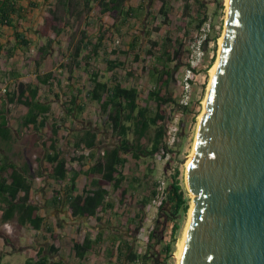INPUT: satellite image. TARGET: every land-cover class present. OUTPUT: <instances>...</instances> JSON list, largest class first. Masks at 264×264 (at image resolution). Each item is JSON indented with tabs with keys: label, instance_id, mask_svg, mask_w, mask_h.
Segmentation results:
<instances>
[{
	"label": "rangeland",
	"instance_id": "obj_1",
	"mask_svg": "<svg viewBox=\"0 0 264 264\" xmlns=\"http://www.w3.org/2000/svg\"><path fill=\"white\" fill-rule=\"evenodd\" d=\"M167 1L172 5V10L170 11V21L166 24L163 17L159 14L161 1L150 2L156 18L154 22L148 21V29H152L153 31L150 33L152 35H146L143 41H140L143 36V29L140 24L149 18L148 15L146 17L143 13L136 15V18L129 25L124 26L122 29L119 28L121 30L117 34L115 33V20L101 15L100 8L96 3L85 5L81 0H71L68 3L65 1L61 2V0H52L49 3L51 6L57 7V28L65 26V29H68V35L61 38L58 37L59 35L56 38L54 37L57 43L52 48V61L48 62L44 72L47 73L54 70L51 74L56 79L57 74L62 71L64 84L67 83L68 86V90L66 89L68 96L75 94V91H72L70 94V84L74 85V89L84 90L88 83L85 71H82L80 80L74 74L75 72H71L70 66L73 64V56L78 42L86 34L94 39V44H96L99 39L100 27H105L107 32H114V36L112 39H108V37L104 39L100 48L101 61L98 65L100 73L104 77L103 80L110 81L112 75L108 71V66L102 62V57L107 52L109 59H118L125 64V68L122 67L118 71V80L124 82L128 87L138 88L141 92L140 103L142 106H145L148 94L155 85V78H152L147 72L154 62L148 55L150 49L149 40H157L167 35L171 31L170 29H172L169 22H173L175 26L173 36L175 35L180 41L185 40V44L179 58L170 62V67L174 71L173 82L169 86V91L177 102L189 107L187 109L188 112L180 107L174 108L173 106L172 108H168L165 142L167 143L169 153H166L161 160H159V155L155 158L142 156L140 159L133 158L132 154L125 155L127 162L121 170L124 173L126 181L121 185L119 190H116L113 185L106 186L108 190L107 200L113 205V210L108 213L101 211L98 214L101 221L95 218L89 219L86 221L87 226H83V221H78V228L75 227L72 232L64 238L56 240L54 243L53 246L58 249V252L54 254L55 259H62L70 264H98V262L100 264H124L123 261L119 262L118 259L108 260L111 256H107L106 251L102 252V247L99 253H97V257L89 253V260L84 262H80L81 260L79 261L75 255L73 250L75 242H82L86 236L92 238L96 233L95 228L102 227L106 229L109 227L110 231L108 234L112 235L116 242L120 243L121 241L125 243L124 241H126L127 246L128 243L132 242L135 251L139 255V260L133 264H142L145 254L149 255V258L145 260L148 264H177L175 253L188 222L192 204L185 184V163L191 153L199 116L204 108L203 101L210 82V70L219 56V40L224 34L227 7L226 0H202L203 6L193 4V14L204 13L207 16L206 23L201 29H197L194 24H188L190 19L188 13L183 10L180 0ZM139 2L140 0H129V3L135 7L139 5ZM145 4H149L148 0H145ZM46 11H49V7ZM200 18H202L201 15ZM155 28L161 29L155 31ZM135 37L139 38L140 44L133 51L130 49V45ZM56 39L59 40L57 41ZM104 48H107L106 50L108 51L104 50ZM175 49H179V42L175 45ZM115 50L117 53L114 54ZM35 55L31 53L27 59L33 58ZM92 65L98 69L96 64ZM128 72H133L134 74L129 75ZM187 82H189V85L186 84ZM58 89L60 88L58 87ZM82 96L80 97L82 98ZM184 102H188V105H185ZM63 104L67 106V102ZM18 107L16 105L13 108L14 112L22 114L24 108L22 107L20 108L21 110H18ZM60 107L61 104L55 99L54 108L59 110ZM21 120L24 121V118ZM49 122L52 125V120ZM59 124V134L63 130V135H60L62 138H65L60 141L63 157L69 162L72 171L79 174L75 194H82L85 188L89 190L94 189L91 184L92 179H99L101 176L95 175L94 178L87 176L86 172L89 170L93 160L88 158L90 151L85 149L83 145L79 148L76 147L75 138L82 136L88 128L98 132L99 144L97 156H99L117 146L120 143L119 136L107 124V116L100 111L99 104L97 103L92 104L88 102L83 112L78 114L77 120L70 117L65 121L60 120ZM154 130L152 128L148 136H153ZM64 131L68 133L66 134ZM42 132H45L46 138L52 136V130L49 127L44 128ZM128 138L131 143L136 142V137L132 132ZM148 138L142 140L144 149H151ZM34 151H36V148ZM82 155L85 158L81 159L80 156ZM37 169L38 167H36L35 173H32L36 177L40 176L38 173L40 171ZM177 172H179L178 175L176 174ZM70 176H72V173ZM134 178L137 180L135 181ZM175 181L179 182L181 186L183 197L188 203L189 210L188 213H180L176 221L172 220L168 222L164 212L169 209V205H164L163 211L159 210V206L162 201L165 202L167 200V190L171 191L170 185ZM41 182L43 183L44 181L41 179ZM154 183L159 185L157 196L149 201L145 208H142L145 213L143 221L139 223L137 230L131 231L128 227V217L137 213L138 207L135 209V206H139L143 198L152 197ZM57 185L60 187L53 189V196L55 192H59L62 196V184L57 182L55 186ZM123 189L126 190V198L123 197V200L126 199V203H123V200L121 201ZM128 194L133 196L134 208H130L128 205ZM175 222L179 223L180 229L176 233H173ZM154 231L157 238L152 243H149V235ZM108 234L107 236H109ZM150 245L152 248L149 247ZM167 245L171 246L172 250L168 256L165 251ZM117 254H114V256H117ZM98 257L102 259L99 260Z\"/></svg>",
	"mask_w": 264,
	"mask_h": 264
},
{
	"label": "trees",
	"instance_id": "obj_2",
	"mask_svg": "<svg viewBox=\"0 0 264 264\" xmlns=\"http://www.w3.org/2000/svg\"><path fill=\"white\" fill-rule=\"evenodd\" d=\"M48 2L49 0H45ZM69 2L71 0H61ZM158 0H148L149 4H145V0H140L139 5L136 7L129 3V0H81L85 5L96 3L100 8V14L110 17L115 20L116 30L115 33L124 27L129 25L131 21L136 18L135 16L143 13L148 19L145 22H141L143 29V36L140 41L145 40L146 35L152 34V29L149 30V22L155 21L156 16L153 13V9L150 6V2ZM161 1V7L159 14L163 17L164 23L170 21V11L172 5L167 0ZM183 5V10L188 13L189 25H195L197 29H201L207 21V16L204 13L193 14V4H199L203 6L202 0H180ZM57 7L49 9L48 21L46 26L42 28L41 33L47 35L56 33L60 34L59 28H57L58 18L56 16ZM16 4L14 0H0V26H11L12 17L16 14ZM200 15L202 18H200ZM149 21V22H148ZM171 31L162 38L157 40H149L150 49L148 55L153 59V65L147 70L148 74L155 78V85L149 92L146 99V105L142 106L140 103V90L135 87H128L118 80V71L124 67L125 64L118 59H109L106 54L102 57V62L108 66V71L111 72V80L104 81L102 77L98 63L101 61L100 48L102 42L108 37L112 39L114 32H107L105 27H100L99 39L94 44V39L84 34L81 40L76 46L73 56V64L71 72L77 73L78 79L82 77V71H85V75L88 77V83L84 90L74 89L72 84L69 85L70 94L75 91L74 95L69 96L67 102L68 117L77 120L78 114L83 112L87 103L99 104L100 111L107 116V124L112 130L119 136L120 143L110 150L105 151L103 154L97 156L98 152V132L88 128L82 136L75 138L76 147L84 146L85 149L90 151L88 158L93 160L89 170L86 172L87 176L94 178L95 175H100L99 179H92V186L94 189L89 190L85 188L82 194L76 193V183L78 179V172H73L72 167L69 166V162L63 157V152L60 149V141L62 136L59 134L60 120L53 117L52 125H50V119L47 114H51L50 105L44 104L39 98V87L26 85L24 83H14V85H7L6 92L4 93L5 101L9 104H18L27 108V114L24 117L23 126L26 130H30L32 126V135L30 137V149H37L41 144L43 148L42 157H45L47 166L44 169L45 174L55 182H66L67 188L64 193L67 196L66 203L68 206L69 216L76 221H87L95 218L101 221L98 214L101 211L106 212L112 209L113 205L107 200L108 190L107 185H113L116 190L121 188V185L126 181L122 167L125 166L127 160L125 155L132 154L133 158L140 159L142 156L157 157L162 153H169V149L166 139V123L168 120L167 110L168 108L180 107L188 112V106L181 105L170 94L169 86L173 82V71L170 67V62H173L179 58L182 53L184 41H180L175 35V26L173 22H169ZM118 25V26H117ZM186 26H188L186 24ZM121 28V29H119ZM155 31H159L161 28H155ZM106 31V32H105ZM110 31V30H109ZM109 33V34H108ZM108 34V35H107ZM179 42V49H175V45ZM23 46L28 47V42L22 40ZM139 38L135 37L134 41L130 45V49L134 51L138 47ZM107 48H104L106 50ZM2 47L0 46V51ZM108 51V50H106ZM42 52V55H45ZM117 53L116 50L113 52ZM96 64L98 69L94 67ZM129 75L134 74L128 72ZM75 74V73H74ZM84 74V73H83ZM54 79L52 74H47L43 80V83L52 82ZM60 81V79H57ZM80 80V79H79ZM41 82V80H40ZM1 90V88H0ZM84 91V92H83ZM83 95V96H82ZM82 96V98L80 97ZM49 127L52 130V136L46 138L43 134V129ZM154 128L153 136H148L150 130ZM133 133L136 137V142L131 143L128 136ZM31 134V132H30ZM149 137V138H148ZM148 138L151 144V149H144L142 140ZM40 153V152H39ZM41 157V156H40ZM81 159L85 158L84 155L80 156ZM72 171V172H71ZM41 176V170L38 172ZM72 173V176L70 174ZM179 172L176 174L178 175ZM43 176V175H42ZM36 178L35 174H29L23 168H18L16 165L4 166L0 162V207L2 204L7 207L4 208L3 220L7 221L17 215V221L19 223V229L23 226L30 225L33 229H40L43 225V219L38 214L39 206L36 200L31 196L33 190V179ZM175 179V178H174ZM136 181L137 179L134 178ZM159 185L154 183L152 190V197L143 198L139 206L134 205L133 196L128 194V205L130 208L138 207L137 213L128 217V227L133 230L139 228V223L143 221L144 210L149 201L157 196V188ZM171 191H168V198L164 202L162 201L159 210H164V205L168 204L169 209L164 212L166 220L172 221L177 219L180 213H188L189 206L179 185V182H173L170 185ZM22 193L23 196H19ZM126 196V190L123 189V197ZM55 202L62 203L63 196L59 192H55ZM126 198V197H125ZM126 203V199L123 200ZM136 203V202H135ZM132 206V207H131ZM180 229L179 223L175 222L173 226V233H176ZM157 238L154 232L149 235V243ZM99 239H91L86 236L82 242H75L73 250L76 257L79 260H86L89 253L94 252L95 245ZM121 243L117 249H111L110 256L113 257L117 254L119 262L133 264L139 260V255L135 251L132 242ZM152 248V246H149ZM118 250V251H117ZM165 251L168 254L171 253V246L167 245ZM58 252V249L54 246H50L47 256L41 257L39 255L35 261H27L26 264H70L62 259H50L48 255H52ZM142 264H148V254H145ZM51 260V261H50Z\"/></svg>",
	"mask_w": 264,
	"mask_h": 264
},
{
	"label": "water",
	"instance_id": "obj_3",
	"mask_svg": "<svg viewBox=\"0 0 264 264\" xmlns=\"http://www.w3.org/2000/svg\"><path fill=\"white\" fill-rule=\"evenodd\" d=\"M186 183L180 264H264V0H229Z\"/></svg>",
	"mask_w": 264,
	"mask_h": 264
},
{
	"label": "crops",
	"instance_id": "obj_4",
	"mask_svg": "<svg viewBox=\"0 0 264 264\" xmlns=\"http://www.w3.org/2000/svg\"><path fill=\"white\" fill-rule=\"evenodd\" d=\"M51 1L14 0L17 12L12 17V25L0 26V46L2 47L0 51V162L4 166L16 165L20 169H25L29 174L35 173L34 171L38 167L43 175L38 176L39 182H36L35 178L33 179L31 193V196L38 203V214L43 219V225L40 229H33L30 225L19 229L17 215L4 221L3 212L7 206L2 204L0 207V264H26L27 261H35L39 255L41 257L47 256L49 247L53 246L56 240L64 238L75 227H79L78 221H73L74 219L69 216L68 206L65 204L67 200L64 193L67 188L66 182H58L63 187L61 193L63 200L59 204L55 202L53 189H58L60 186H55L57 182L50 179L44 172L47 162L41 154L46 148H43L41 144L36 151L29 148L30 137L35 134H32V126H30L31 131H28L22 125L21 119L26 116L27 108L18 104L6 103L4 93H2L5 85L10 86L17 82L37 86L40 89V101L51 107V114H47V117L50 120L55 117L61 121L69 118L66 106L63 104L68 102L69 96L68 86L67 83L64 84L62 71L57 74V78H54L52 82L43 83L45 76L54 71L44 72L48 62L52 61V48L57 43L55 38L58 36L54 33L48 37L41 33L48 21L46 9L53 7L49 4ZM59 32V38L68 35V29H65V26L59 27ZM22 40L28 42V47L23 46ZM45 50H47L46 54L42 55ZM31 53L36 54L35 57L27 59ZM75 74L77 76L76 72ZM55 99L61 104L59 110L54 108ZM16 105L19 106L18 110L24 108L22 114L14 112L13 108ZM64 133L67 134L68 132L64 131ZM60 134L63 135V130L60 131ZM41 179L44 181L43 183ZM19 196L21 197L23 194L20 193ZM112 210L109 209L106 213ZM83 226H87L85 220H83ZM102 229V227L95 228L96 233L91 238L93 240L99 239L94 252H92L96 257L101 247L104 250L102 252L106 251L107 256H110L111 249H117L123 243L121 241L120 243L116 242L114 237L108 234L109 227ZM48 256L50 259L56 258L52 255ZM89 257L86 260H89ZM98 259L102 258L98 257ZM116 259L117 256L108 258V260ZM86 260L79 261L84 262Z\"/></svg>",
	"mask_w": 264,
	"mask_h": 264
},
{
	"label": "bare ground",
	"instance_id": "obj_5",
	"mask_svg": "<svg viewBox=\"0 0 264 264\" xmlns=\"http://www.w3.org/2000/svg\"><path fill=\"white\" fill-rule=\"evenodd\" d=\"M228 5H229V0H226V18H227V11H228ZM223 36L220 38L219 40V53H220V50H221V47H222V43H223ZM217 67H218V59L216 61V63L214 64L213 68L210 70V74H211V77H210V82H209V85H208V89H207V93H206V96H205V99L203 101V111L202 113L200 114L199 116V121H198V124H197V129H196V134H195V139H194V143H193V147H192V150H191V153L190 155L187 157V160H186V163H185V184H186V189L188 190L189 192V195H190V199L192 201V204H191V208H190V211H189V217H188V222L186 224V227L184 229V232H183V236L181 238V240L179 241L178 245H177V251L175 253V258L177 260V264H180V259H181V256H182V253H183V248H184V245H185V242H186V238H187V234H188V229H189V225H190V221H191V216H192V210H193V207H194V203H193V194L189 191V188L187 186V183H186V179H187V172H188V168L190 166V163H191V160L193 158V154H194V151H195V147H196V140H197V135H198V131H199V126H200V122H201V119H202V116L205 112V104H206V100H207V94H208V90L210 88V85H211V82H212V79L216 73V70H217Z\"/></svg>",
	"mask_w": 264,
	"mask_h": 264
},
{
	"label": "built area",
	"instance_id": "obj_6",
	"mask_svg": "<svg viewBox=\"0 0 264 264\" xmlns=\"http://www.w3.org/2000/svg\"><path fill=\"white\" fill-rule=\"evenodd\" d=\"M186 84L189 85V82H187ZM6 88H7V85H5L4 88L2 89V93H5V92H6ZM186 90H187V89H186ZM184 104H185V105H188V102H184ZM164 155H165L164 153H162L161 155H159V160H161V159L163 158ZM35 181H36V182H39L40 179L37 177V178H35Z\"/></svg>",
	"mask_w": 264,
	"mask_h": 264
}]
</instances>
